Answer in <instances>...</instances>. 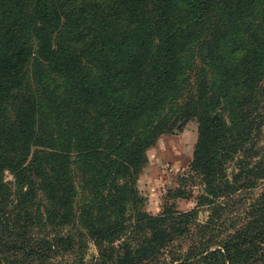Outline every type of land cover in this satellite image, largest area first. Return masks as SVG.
Returning <instances> with one entry per match:
<instances>
[{"label": "trees", "instance_id": "trees-1", "mask_svg": "<svg viewBox=\"0 0 264 264\" xmlns=\"http://www.w3.org/2000/svg\"><path fill=\"white\" fill-rule=\"evenodd\" d=\"M190 121L153 215L147 151ZM0 264H264V0H0Z\"/></svg>", "mask_w": 264, "mask_h": 264}, {"label": "rangeland", "instance_id": "rangeland-1", "mask_svg": "<svg viewBox=\"0 0 264 264\" xmlns=\"http://www.w3.org/2000/svg\"><path fill=\"white\" fill-rule=\"evenodd\" d=\"M108 1L116 3L118 0ZM155 2L156 0H141V5L145 7L147 4ZM135 7L138 8L137 5ZM110 14L115 19L114 12L111 11ZM117 22L121 25L120 19H117ZM64 34H62V37ZM204 35V39H209V35L206 33ZM198 137V123L190 121L179 125L172 133L161 136L155 145L147 151L148 162L142 169L137 183L138 189L145 199V209L147 212L153 215L161 214L167 202L168 193L179 186L180 178L189 175ZM7 178L8 180H12L9 174ZM176 205L180 211H188L195 207L196 202L193 198L177 199ZM207 216L208 214L200 215V220L206 221ZM95 253L96 250L91 245L88 257L91 258Z\"/></svg>", "mask_w": 264, "mask_h": 264}]
</instances>
